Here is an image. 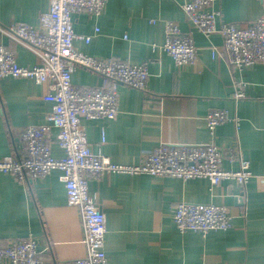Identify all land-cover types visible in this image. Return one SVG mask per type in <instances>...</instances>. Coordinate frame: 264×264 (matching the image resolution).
<instances>
[{
	"label": "crops",
	"instance_id": "crops-1",
	"mask_svg": "<svg viewBox=\"0 0 264 264\" xmlns=\"http://www.w3.org/2000/svg\"><path fill=\"white\" fill-rule=\"evenodd\" d=\"M189 0H177L182 5ZM50 0H0V46L15 53L24 67L41 63L37 54L8 35L16 23L38 26ZM217 25H250L262 16L261 0H219ZM165 22L191 34L198 61L178 67L162 46ZM73 28L86 43L76 50L86 56L144 64L149 72L146 91L118 84L120 113L116 120H86L91 151L114 164H139L147 151L162 144H209L237 150L250 162L251 177L242 188L232 180L212 186L206 179L184 181L170 177L108 174L90 181L93 198L106 216L105 252L109 264H264V63L242 71L233 69L213 50L221 51L222 37H205L188 22L173 0H108L99 17L80 14ZM80 87L109 85L99 74L83 68L74 72ZM45 85L34 80L0 81V160L24 151L21 133L47 123L52 104ZM242 98H237L238 92ZM225 110L231 120L213 133L207 128L211 110ZM57 130H52L53 139ZM52 155L64 151L52 144ZM223 168L237 170L224 161ZM214 204L228 209L232 227L206 236L180 232L173 216L179 203ZM36 238L43 264H59L85 255L78 209L69 205L59 170L30 186L0 172V242Z\"/></svg>",
	"mask_w": 264,
	"mask_h": 264
},
{
	"label": "built area",
	"instance_id": "built-area-1",
	"mask_svg": "<svg viewBox=\"0 0 264 264\" xmlns=\"http://www.w3.org/2000/svg\"><path fill=\"white\" fill-rule=\"evenodd\" d=\"M188 22L205 37L218 33L223 40L222 50H213L236 70L264 63V0L262 16L250 25L242 26L222 22L217 25L219 11L214 7L219 0H189L178 4ZM108 0H50V7L39 19L38 26L13 24L8 35L27 46L39 56L41 63L33 67L21 66L15 53L0 46V81L7 77L29 78L45 85L46 103L52 104L47 123L29 126L22 133L24 151L18 157L0 160V172L11 174L19 182L29 184L43 179L52 171L62 173L68 203L78 209L83 229L82 243L85 255L59 264H109L105 242L106 216L101 204L91 195L90 181H101L108 174L128 173L170 177L184 181L206 179L212 186L232 180L242 188L251 177L250 162L237 150L225 151L214 143L162 144L147 151L139 164H114L109 158L91 151L85 126L86 120H116L120 113L117 85L122 84L146 91L149 72L144 64L134 65L112 57L97 59L78 52L74 46L80 39L89 43L90 36H79L73 28L74 17L86 14L101 16ZM166 41L162 50L178 67L198 61V50L191 34H183L173 22H165ZM77 68L99 74L109 85L80 87L73 83ZM239 91L237 98H242ZM207 128L214 130L231 118L225 110H211L207 115ZM57 130L53 139L52 130ZM63 151V158L52 155V144ZM236 163L237 170L223 168L224 161ZM173 221L180 232L192 231L206 236L212 231H226L232 227V216L227 208L214 204L182 202L176 206ZM39 244L35 237L22 241L0 242V264H43Z\"/></svg>",
	"mask_w": 264,
	"mask_h": 264
},
{
	"label": "water",
	"instance_id": "water-1",
	"mask_svg": "<svg viewBox=\"0 0 264 264\" xmlns=\"http://www.w3.org/2000/svg\"><path fill=\"white\" fill-rule=\"evenodd\" d=\"M31 182H32V181L29 182V184H28L29 186H30Z\"/></svg>",
	"mask_w": 264,
	"mask_h": 264
}]
</instances>
